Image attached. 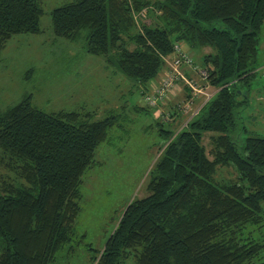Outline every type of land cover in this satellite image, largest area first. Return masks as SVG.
Listing matches in <instances>:
<instances>
[{
    "label": "trees",
    "instance_id": "16d2710c",
    "mask_svg": "<svg viewBox=\"0 0 264 264\" xmlns=\"http://www.w3.org/2000/svg\"><path fill=\"white\" fill-rule=\"evenodd\" d=\"M143 11L156 21L138 27ZM43 14L40 0H0V55L13 37L40 34ZM50 16L55 37L103 57L142 97L175 44L213 50L202 68L219 90L180 130V107L170 128L160 119L165 142L147 195L127 205L90 264H264V242L252 237L264 226V138H235L244 130L242 89L255 78L264 0H73ZM90 117L45 113L31 95L0 109V264H57L71 243L82 177L117 118ZM208 133L212 159L202 144ZM220 167L236 175L216 181Z\"/></svg>",
    "mask_w": 264,
    "mask_h": 264
},
{
    "label": "rangeland",
    "instance_id": "374dc122",
    "mask_svg": "<svg viewBox=\"0 0 264 264\" xmlns=\"http://www.w3.org/2000/svg\"><path fill=\"white\" fill-rule=\"evenodd\" d=\"M40 1L44 12L39 22L41 33L13 37L0 55V109L11 107L31 95L34 107L45 113H91L90 122L112 114L117 117L107 140L96 148L95 164L82 177L80 212L74 224L72 241L59 254L57 263L90 264L93 253L103 248L127 205L147 195L148 172L165 142L160 135V119H167L162 123L164 129L170 128L167 123L170 122V113L189 99L179 96L182 89L174 85L177 87L175 95L169 93L162 103H151L150 107L159 108V121L138 110L140 107L147 109L141 86L118 71L113 74L114 69L107 66L105 59L86 54L81 42H70L53 34L52 10L73 0ZM134 17L138 27L156 21L155 16H149L146 11ZM179 45L199 68H202L203 57L213 53L209 47L193 49L186 44ZM171 56L172 59L173 53ZM165 58L171 60L170 56ZM168 68L165 63L157 77L148 83L149 87L157 88ZM249 74L255 78L247 90L242 89L248 102L238 113V128H244L235 136L238 141L253 135L264 138V24L259 34L257 57ZM195 75L189 79L197 87L205 88ZM155 88L149 94L152 95ZM184 116L186 121L188 115ZM184 121L178 123V130ZM174 125L177 127V123ZM210 136L205 134L202 144L212 159ZM235 175L232 168L220 167L214 179L230 180ZM252 237L264 242V226L255 229ZM69 247H72L70 254L66 253Z\"/></svg>",
    "mask_w": 264,
    "mask_h": 264
},
{
    "label": "built area",
    "instance_id": "2783aa9c",
    "mask_svg": "<svg viewBox=\"0 0 264 264\" xmlns=\"http://www.w3.org/2000/svg\"><path fill=\"white\" fill-rule=\"evenodd\" d=\"M163 60L166 64H168L169 68L164 73L165 76L160 82V85L155 88L152 95H145L144 100L149 106H151V103H154L155 105H157L159 102L162 103L164 99H166L169 92L173 89L174 85L181 81L191 90L192 98L197 97L198 95L201 97V101L197 106H195L194 109L190 108V106H192V98L180 108L181 111L184 110L182 111L184 115H188V118L183 124V127H185L188 121L200 111L203 105L216 94L219 88H214L207 85V71L194 65L187 54L182 51L179 44H175L173 46V58L168 61L169 58L164 57ZM182 68H188L190 71L194 72L201 83L205 84L204 86L206 87H197L192 79H189L185 76V74L182 72Z\"/></svg>",
    "mask_w": 264,
    "mask_h": 264
},
{
    "label": "crops",
    "instance_id": "0c3cea01",
    "mask_svg": "<svg viewBox=\"0 0 264 264\" xmlns=\"http://www.w3.org/2000/svg\"><path fill=\"white\" fill-rule=\"evenodd\" d=\"M194 49V48H193ZM182 51L183 52H185L186 54H187V52L184 50V49H182ZM171 57L172 56H170V59H171ZM164 69H166V68H164ZM183 69V68H182ZM183 72H184V74H185V76L187 77V78H192L195 74H193L189 69H187V68H184L183 69ZM163 73H164V71H163ZM113 74H117V72L116 71H113ZM163 76V75H162ZM120 77V76H119ZM195 77L197 78V76L195 75ZM198 79V78H197ZM205 85V84H204ZM156 86V85H155ZM176 86H179V88H181L182 89V92L181 93H179L178 95L179 96H183V97H186L187 95H191V92L185 87V85L181 82V81H179L177 84H176ZM173 87V89L169 92V93H171L172 95H175L176 94V88L177 87ZM155 87L153 86V87H149V85H148V88H147V91H146V93L147 94H149L150 92H152V90L154 89ZM142 91V90H141ZM169 95V94H168ZM167 95V96H168ZM174 99H176V97L174 98ZM199 99H201V97L198 95L197 97H194V98H192V104L193 105H197V103L199 102ZM190 100V99H189ZM145 102V101H144ZM145 104L147 105V109H148V112H149V114H151L152 116H153V118L154 119H156L157 121H159V113H160V111H159V108L157 107V106H154V107H150L148 104H147V102H145ZM192 105V106H193ZM168 106H170V105H168ZM164 108H166V105H165V107ZM138 110H140V111H142L143 113H148L146 110H143V108L142 107H140ZM164 121H167V119H163ZM170 120V119H169ZM172 120V119H171ZM170 120V121H171Z\"/></svg>",
    "mask_w": 264,
    "mask_h": 264
}]
</instances>
